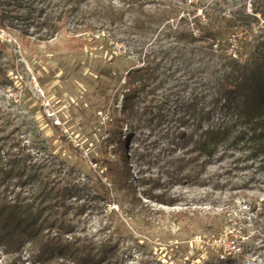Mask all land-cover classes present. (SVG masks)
I'll return each mask as SVG.
<instances>
[{
  "label": "rangeland",
  "instance_id": "rangeland-1",
  "mask_svg": "<svg viewBox=\"0 0 264 264\" xmlns=\"http://www.w3.org/2000/svg\"><path fill=\"white\" fill-rule=\"evenodd\" d=\"M23 2H37L42 20H56L65 10L59 0ZM67 27L31 48L20 44L17 31L0 30L8 46L0 51V164L22 171L0 176V209L3 201L12 206L18 200L23 206L18 216L31 218L27 227L0 225V264H72L79 245L93 241L101 247L109 238L127 264H264V243L246 205L256 197L264 200V175L256 165L225 158L201 169L206 184L183 189L204 197L196 224H177L167 216L146 225L138 213L128 216L129 196L107 176L117 161L104 141L114 95L119 91L121 100L123 92L117 80L131 66L113 57L127 49L124 36L114 41L113 53L99 47L71 51ZM258 32L259 26L238 32L227 53L245 63ZM148 142L149 156L162 160L167 154L162 130L153 129ZM8 218L0 214V221ZM57 232L61 240L53 243Z\"/></svg>",
  "mask_w": 264,
  "mask_h": 264
},
{
  "label": "trees",
  "instance_id": "trees-1",
  "mask_svg": "<svg viewBox=\"0 0 264 264\" xmlns=\"http://www.w3.org/2000/svg\"><path fill=\"white\" fill-rule=\"evenodd\" d=\"M59 1L62 14L42 20L37 2L26 6L23 0H0V30L17 31L20 44L31 48L52 41L71 21V51H108L124 36V54L111 51L131 66L122 78L112 76L117 84L123 82V92L121 100L119 91L114 95L104 141L117 161L107 176L129 196V217L138 213L146 225L167 216L177 224L198 223L204 197H191L183 189L205 185L201 169L212 162L232 158L235 165H256L264 175V0ZM254 26L259 32L242 63L236 53H227L230 40ZM7 49L0 38V51ZM153 129H161L166 139L162 160L148 154ZM18 172L16 164H0L3 179ZM104 186L110 194V186ZM20 203L3 201L0 214L9 218L0 225H30L31 218L17 214ZM246 205L254 215L255 235L264 243V200L256 197ZM60 237L57 232L52 242ZM97 245H79L80 256L71 263L127 264L117 258L110 238Z\"/></svg>",
  "mask_w": 264,
  "mask_h": 264
}]
</instances>
